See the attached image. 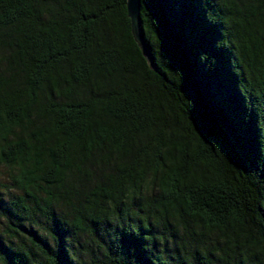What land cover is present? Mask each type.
I'll list each match as a JSON object with an SVG mask.
<instances>
[{"label":"trees","instance_id":"trees-1","mask_svg":"<svg viewBox=\"0 0 264 264\" xmlns=\"http://www.w3.org/2000/svg\"><path fill=\"white\" fill-rule=\"evenodd\" d=\"M140 32L0 0V264H264V0H141Z\"/></svg>","mask_w":264,"mask_h":264},{"label":"water","instance_id":"water-1","mask_svg":"<svg viewBox=\"0 0 264 264\" xmlns=\"http://www.w3.org/2000/svg\"><path fill=\"white\" fill-rule=\"evenodd\" d=\"M127 14L131 22V31L133 37L142 52L149 58L148 48L144 37L140 32V8L141 0H126Z\"/></svg>","mask_w":264,"mask_h":264},{"label":"rangeland","instance_id":"rangeland-1","mask_svg":"<svg viewBox=\"0 0 264 264\" xmlns=\"http://www.w3.org/2000/svg\"><path fill=\"white\" fill-rule=\"evenodd\" d=\"M5 172L6 170L0 167V203L1 204L7 202L5 200H10V198H12L14 194H16V190L12 188L13 186L6 185L7 181L4 179ZM2 228H3V224L0 222V230Z\"/></svg>","mask_w":264,"mask_h":264}]
</instances>
